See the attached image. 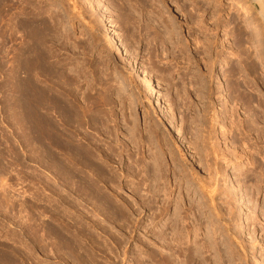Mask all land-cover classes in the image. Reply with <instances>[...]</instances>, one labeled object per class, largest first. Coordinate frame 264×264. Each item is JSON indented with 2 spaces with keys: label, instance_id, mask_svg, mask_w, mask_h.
<instances>
[{
  "label": "rangeland",
  "instance_id": "obj_1",
  "mask_svg": "<svg viewBox=\"0 0 264 264\" xmlns=\"http://www.w3.org/2000/svg\"><path fill=\"white\" fill-rule=\"evenodd\" d=\"M6 2L13 6V11L0 10V19L5 16L0 20V261L4 257L7 264H150L149 257L161 258L164 253L158 258L161 255L158 252L163 246L154 241V234L166 221L170 209L165 210L163 205L159 217L163 197L153 196L152 191L139 183L146 159L157 154L163 178L169 182L170 199L175 201L180 193L197 199L193 209L201 232L208 236L213 248L215 264H264V177L260 178L263 182L258 178L260 169L264 170V126L260 125V130L247 122L255 112L262 110L264 116L263 99L250 89L257 82L264 94V0H126L123 4L117 0H4L3 3ZM238 3H243L240 7H248L250 15L241 13ZM163 22L171 36L162 42L149 27L157 24L158 28ZM28 23L42 24L47 29L40 36L39 45H35L44 63H37L39 71L32 70L29 78L40 90L47 88L54 99L70 105L81 118L80 127L65 126L56 112L58 109H50L47 114L41 111L42 116L52 121L59 134L63 131L71 137L70 148L83 149L92 156L90 167H96L99 176L90 175L84 164H78L75 167L78 169L70 166L72 162L63 156L64 149L62 153L56 152L47 144L36 146L33 139L22 137L16 118L20 117V84L24 77L21 56L31 44L27 42H31L29 35L33 32ZM9 26H14L12 31ZM109 31L119 41L122 53H112L108 48ZM208 59L212 63L209 74L204 66ZM230 65L236 67V74L239 71L244 74L229 77ZM48 70L62 75L52 79ZM237 76L241 85L244 80L249 85L247 89L241 87L239 94L242 98L244 94L245 100L246 96L251 98V113L244 111L240 95L236 96L238 99L232 98L236 94L228 93L225 86V82ZM203 79L209 91L202 90ZM219 79L225 87H216ZM104 99L111 102L104 105ZM257 103H261L262 109L252 112L251 106ZM17 110L19 115H13ZM215 113L221 115L219 119ZM127 128L131 136L126 134ZM257 135L259 141L255 140ZM204 145L207 152L214 145V151L223 153L224 159L221 156L219 162L216 160L220 171L212 165L211 156L204 157ZM169 153L176 154L174 159ZM252 160L256 165L260 163V169L250 166ZM182 164L193 169L191 178L196 183L212 178L219 185L213 203L205 196L212 208L201 207L200 194L194 195L198 184L194 185ZM208 166L217 169L216 175L220 173L215 180L216 175L209 172ZM64 170L78 174L79 180L70 179ZM239 171L247 174L245 178H250V183L261 181L258 180L259 194L257 190L256 194L245 193L244 176L238 175ZM83 183L97 188L94 198L83 193ZM221 193L230 198H224L225 204L222 197L226 196ZM229 209L232 216L228 215Z\"/></svg>",
  "mask_w": 264,
  "mask_h": 264
},
{
  "label": "bare ground",
  "instance_id": "obj_2",
  "mask_svg": "<svg viewBox=\"0 0 264 264\" xmlns=\"http://www.w3.org/2000/svg\"><path fill=\"white\" fill-rule=\"evenodd\" d=\"M120 4H123L126 0H117ZM3 2H4V0H3ZM3 2H1L0 1V10H2L3 12L2 13H11V11H13V6L12 5H9L7 2L6 3H3ZM239 4V3H238ZM243 4V3H242ZM242 4H239V9H240V11H241V13H244V15L245 14H249L250 12H248L249 10H246L247 8H246V6L245 7H243V6H241L240 7V5H242ZM185 5V4H184ZM192 5V4H191ZM195 5V4H194ZM130 6V5H129ZM188 6V5H187ZM187 6H185V7H187ZM132 6H130V8H131ZM198 7V6H197ZM196 6H190V9H195V10H197V9H200V7H198L197 8ZM15 8V7H14ZM160 8V7H159ZM197 8V9H196ZM21 9V8H20ZM20 9H19V11H20ZM24 9V8H23ZM22 10V9H21ZM121 10H124V9H121ZM133 10V9H132ZM135 10V9H134ZM133 10V11H134ZM14 11H15V9H14ZM132 11V12H133ZM193 11V10H192ZM191 11V12H192ZM152 12V11H151ZM190 12V13H191ZM1 13V12H0ZM15 13V12H14ZM20 13V12H19ZM22 13H24V12H22ZM21 13V14H22ZM150 13V12H149ZM16 15L18 14V13H15ZM14 14V15H15ZM29 14V13H28ZM132 14V13H131ZM0 15H2V14H0ZM4 15V14H3ZM14 15H12V16H14ZM22 15H24V14H22ZM152 15H153V12H152ZM151 15V16H152ZM190 15H192V14H190ZM250 15V14H249ZM249 15H247L248 17H249ZM7 16V15H6ZM9 16V15H8ZM150 16V17H151ZM263 16V19H264V15H262ZM5 16H3V18H4ZM23 17H25V16H23ZM148 18V20L150 19L151 21H150V23L152 22V19L151 18ZM153 17V19H155L154 18V16H152ZM3 18H2V16H1V19L3 20ZM0 19V20H1ZM5 19V18H4ZM120 19V18H119ZM139 19V18H138ZM137 19V20H138ZM160 19V18H159ZM245 19H247V18H245ZM249 19V18H248ZM13 20H15L14 19V17H13ZM162 20V19H161ZM158 21V20H157ZM163 21V20H162ZM246 21H249V20H246ZM31 22V21H30ZM170 22V21H169ZM197 22V21H196ZM8 23V22H7ZM11 23V22H10ZM12 23H14V22H12ZM19 23V22H18ZM124 23V22H123ZM19 24H21V23H19ZM29 24V25H28ZM27 25L28 26H30L29 28H30V30L31 31H33L32 32V35L30 36L29 35V38H31V39H29L31 42H27L28 44L29 43H31V44H29L28 46H27V48L25 47V49H24V52H22L24 55L23 56H21L20 54V56L21 57H23V59H22V65H23V68H24V77L22 78L23 79V81H21L22 82V84H20V85H22V89H21V98H20V100H21V102H20V104L19 105H21V106H18V107H21V109H18V110H20V115L18 114V110H17V113H16V111L15 112H13V113H15V114H13V115H19L20 117V119L18 118V116H17V118H18V120H17V118H16V122L17 123H19V127H20V131H21V134H22V137L24 138V140H29L30 138L31 139H33L34 140V142L36 143V146H37V144H39V146H44L42 143H44V144H47V145H49L50 146V148H52V149H54L56 152H57V150H59L60 152L62 151H64L65 150V152H63V156H65L66 158H67V160L69 161V162H72V164L70 165V166H74V168L75 167H78V164H80L79 166H81L82 164H84V167L86 168V170L87 171H89L90 173V175L92 174V175H94L95 174V176H99V170L96 168V167H94V166H92V167H90L91 165H93L90 161H91V157L92 156H90V154L87 152V151H85V150H83V149H78V148H76V149H74V148H70V144H71V140L72 139H70L71 137L68 135V136H65V133L63 134V131H62V133L61 134H59L56 130H55V128L53 127V124L51 125V120L49 121L48 119H46L44 116H42V112L41 111H44L46 114L48 113V111H51L50 109H52L53 111H55V110H57L58 109V111H56V112H58L59 114H60V120L62 121V123L65 125V126H67V127H70V128H73V127H76V128H78V127H80V122H81V118H79V116H78V114H75L74 112L75 111H73V109H72V107H70V105L68 106L67 104H65V103H63L61 100L59 101V99L57 100V99H54V96L53 95H51L50 94V92L51 91H49V89L47 90V88H46V90H40L39 88H38V86H36L34 83H32L31 82V79L29 78L30 77V75H32L31 73V71L32 70H35L36 69V71L40 68H36L35 66H37V63L38 64H42V63H44L43 61H41V59H44V57L43 58H40V54L38 53V51L36 50L37 48H36V46H37V44L39 45V41H41L40 40V36L42 35V34H45V31H47V29H45L46 27H44V25L42 26V24H40V25H38V24H30V23H28ZM44 24V23H43ZM152 24V23H151ZM10 25V24H9ZM156 26H154L153 27V25H152V27L150 26H148L149 28V30H153V32H154V34L159 38V39H161L162 40V42L163 41H166L167 39V37H170L171 35H170V30H168V26L165 24V22H163L161 25H158V28L159 27H161V29H162V31H161V29L159 30L158 28H157V24H155ZM196 25V24H195ZM198 25V24H197ZM22 26V25H21ZM94 26V25H93ZM93 26L91 27V28H93ZM14 27V26H13ZM13 27L12 28H10V26H9V28L11 29V31H12V29H13ZM6 28V27H5ZM9 28H7V29H9ZM16 28H18V27H16ZM28 28V27H27ZM175 28V27H174ZM2 29V28H1ZM4 29V28H3ZM170 29V28H169ZM16 30H18V29H16ZM8 31V30H7ZM10 31V32H11ZM94 31H95V26H94ZM94 31H93V33H94ZM148 31V30H147ZM174 31H176V30H174ZM9 32V31H8ZM1 33V32H0ZM12 33V32H11ZM111 31H109V41H108V48L110 49V51L112 52V53H117V54H119V53H122L121 52V48H120V46H119V41L117 40V38L115 37V36H112L111 34ZM5 34V33H4ZM14 34V33H13ZM12 34V35H13ZM153 34V33H152ZM6 35H7V33H6ZM11 37H13V36H11ZM9 38V37H8ZM178 38V37H177ZM205 38V37H204ZM212 40H213V38H212ZM175 42V41H174ZM204 43V42H203ZM205 44H207V43H205ZM211 44V43H210ZM209 44V45H210ZM36 45V46H35ZM193 45V44H192ZM211 45H213V44H211ZM214 46V45H213ZM195 49V48H194ZM23 50V49H22ZM210 50V49H209ZM20 52V51H19ZM21 53V52H20ZM207 53V52H206ZM210 54V53H209ZM264 56V55H263ZM42 57V56H41ZM259 57V56H258ZM257 57V58H258ZM262 57V56H261ZM225 58V57H224ZM264 58V57H263ZM207 59V58H206ZM226 59V58H225ZM21 60V59H20ZM241 60V59H240ZM17 61V60H16ZM15 61V62H16ZM212 61V60H211ZM262 61V60H261ZM19 62V61H18ZM230 63V62H229ZM263 63H264V60H263ZM262 63V64H263ZM239 64H241V61L239 62ZM239 64H238V66H239ZM246 64V63H245ZM14 65V64H13ZM16 65V64H15ZM22 65H21V67H22ZM211 65H212V63L209 61V59H208V61H206L205 60V62H204V66H205V69H206V72H208V74L211 72L210 70H211ZM237 65V64H236ZM264 65V64H263ZM231 66H233V65H230L229 67H231ZM19 67V66H18ZM42 67V66H41ZM228 67V68H229ZM242 67V69H244V70H247L244 66H241ZM249 67V66H248ZM22 68V69H23ZM220 68V67H219ZM235 68L236 67H231L230 68V76L229 77H232V76H234L235 75V77H236V75L238 74V76H240V75H242V74H244V73H242V74H240L239 72L236 74V70H235ZM47 69H49V68H47ZM15 70V69H14ZM23 71V70H22ZM39 71V70H38ZM46 71V70H45ZM238 71V70H237ZM13 72V71H12ZM18 72V71H17ZM48 72V75L50 76L51 75V77H52V79L54 78V77H56V76H61L62 75V72H60V73H58V71L56 72V71H52V70H48L47 71ZM41 73V72H40ZM246 73H247V71H246ZM17 73H15V75H16ZM37 74V72L35 73V75ZM45 74H47L46 72H45ZM37 75H39V74H37ZM36 75V76H37ZM65 75V74H64ZM201 75V74H200ZM193 76V75H192ZM207 76V75H206ZM238 76H237V79L235 78L234 80H231L230 81V79H229V81H227V82H225V83H227V85H225L226 87L228 86V88H227V91H228V93L230 92L231 94L233 93V94H236L235 96L234 95H229V96H231L232 98H234L235 97V99H238L239 97H241V95L239 94V90H241V87H244L245 86V88L247 89V88H249V85L247 86L245 83V80L244 79H242V80H244V84L243 85H241L240 84V77L238 78ZM14 77H16V76H13V81H14ZM201 77H203L204 79L206 78L204 75H201ZM50 78V77H49ZM62 78H64V77H62ZM61 78V79H62ZM54 79H56V78H54ZM65 79V78H64ZM204 79H203V82H204ZM232 79V78H231ZM239 79V80H238ZM17 80V79H16ZM60 80V79H59ZM238 80V82H236V81ZM19 81V80H18ZM66 81V80H65ZM192 81V80H191ZM191 81H188V82H191ZM18 83V82H17ZM19 83H20V81H19ZM68 83V82H67ZM187 83V82H186ZM192 83V82H191ZM241 83H243V81L241 82ZM16 84V83H15ZM257 84V85H256ZM256 84H254L255 86H250V89H251V92H253V93H255L259 98L261 97L262 99H263V102H264V94L262 93V90H263V88L256 82ZM262 84V83H261ZM67 85V84H66ZM194 85V84H193ZM14 86H18V85H14ZM202 86H203V89L202 90H206V91H209L208 90V88H209V86H208V84L207 83H202ZM224 86V83H222V80L221 79H219V80H217V84H216V87L217 88H223V87H225ZM263 87H264V85H262ZM18 87H21V86H18ZM184 87H186V86H184ZM189 87H190V85H189ZM192 87V86H191ZM190 87V88H191ZM201 87V86H200ZM50 88V87H49ZM188 88V87H187ZM195 88V87H194ZM11 89V88H10ZM16 88H14V90H15ZM45 89V88H44ZM186 89V88H185ZM210 89V88H209ZM245 89V90H246ZM250 89H248V90H250ZM18 90V89H17ZM16 90V91H17ZM187 90V89H186ZM194 90V89H193ZM13 91V90H12ZM19 91V90H18ZM17 91V92H18ZM244 91V90H243ZM15 92V91H14ZM241 92V91H240ZM245 92V91H244ZM249 92V91H248ZM251 92H249V93H251ZM53 93V92H52ZM246 93V92H245ZM249 93H247L248 95H250ZM20 94H17V95H19L20 96ZM207 94V93H206ZM247 94H245V96L247 95ZM254 94V95H255ZM14 95H15V93H14ZM239 96L238 98H236V96ZM255 95V96H256ZM106 96V95H105ZM209 96V95H208ZM243 96V98L241 97V98H239V101L241 102V104H242V107H243V109H244V111L247 113V112H249V113H251L249 110L251 109V108H249L250 107V105H253L252 104V100H251V98H249V96H246V100H245V97H244V94L242 95ZM15 97V96H14ZM104 97V96H103ZM108 97V96H107ZM106 98V97H105ZM15 99H16V97H15ZM15 99H14V101H15ZM17 99H19V97H17ZM16 99V100H17ZM103 99V98H102ZM19 101V100H18ZM109 101V100H108ZM150 100H148V102H149ZM256 101H258L259 102V100L257 99ZM17 102V101H16ZM65 102V101H64ZM109 102H111V101H109ZM109 102H107V100L106 99H104V105H107V103L109 104ZM260 102H261V100H260ZM13 103H15V102H13ZM19 103V102H18ZM18 103H17V105H18ZM150 103V102H149ZM227 104V103H226ZM255 105V104H254ZM261 103H257L255 106H251L253 109H252V112L254 111H256V110H259V109H262L261 107ZM93 107V106H92ZM15 108H16V105H15ZM87 112H88V110H86ZM90 111V110H89ZM92 111V110H91ZM260 111V110H259ZM56 112H54L56 115H58ZM220 112V111H219ZM226 112V111H225ZM232 112V111H231ZM234 112V111H233ZM53 113V112H52ZM53 113V114H54ZM77 113V112H76ZM86 113V112H85ZM89 113V112H88ZM87 113V114H88ZM221 113V112H220ZM222 113H224V112H222ZM227 113V112H226ZM225 113V114H226ZM255 113H257V114H255ZM255 113H253L254 115H253V117H251V121H247L248 123L250 122V124H248L249 126L250 125H252L254 128L256 127L257 128V126L259 127L260 125H262V126H264V116H263V113H262V110L260 111V112H255ZM51 114V113H50ZM84 114V113H83ZM87 114H85L84 116L85 117H87ZM233 114V113H232ZM215 115V117L217 118V119H219V117L221 116H218V113H215L214 114ZM246 115V114H245ZM59 116V115H58ZM83 116V117H84ZM228 116V115H227ZM229 116H231V117H233V115H229ZM248 116V115H247ZM250 116V115H249ZM248 116V117H249ZM82 117V118H83ZM84 117V118H85ZM214 117V118H215ZM48 118V117H47ZM57 118V117H56ZM215 118V119H216ZM228 118H230V117H228ZM253 118H255V121H254V119ZM15 119V118H14ZM217 119H216V121H217ZM231 119V118H230ZM248 119V118H247ZM253 119V120H252ZM220 120H222V119H220ZM232 120V119H231ZM248 120H250V117H249V119ZM19 121V122H18ZM58 121H59V119H58ZM60 121V122H61ZM230 121V120H229ZM244 121V120H243ZM59 122V123H60ZM221 122V121H220ZM257 122V123H256ZM134 123H135V121H134ZM244 123V122H243ZM63 124H61V127H62V125ZM233 125H234V122L232 123ZM232 124L230 123L229 125H231L232 126ZM238 124V123H237ZM236 124V125H237ZM245 124V123H244ZM223 126V125H222ZM235 126V125H234ZM237 127H238V125H237ZM237 127H235V128H237ZM240 127H242L243 129H244V125H242V123H241V126ZM253 127H251L252 129H253ZM234 128V127H233ZM239 128V127H238ZM260 128V130L262 129L261 127H259ZM259 128H257V129H259ZM63 129H65V127H63ZM74 129V128H73ZM134 131H135V129H134V127L132 128ZM231 129H232V127H230V132H232L231 131ZM66 130V129H65ZM133 130H132V132H133ZM240 130V129H239ZM247 130V129H246ZM251 130V129H250ZM250 130H249V132L247 133V134H249L250 133ZM259 130V131H260ZM238 131V130H237ZM253 130H251V132H252ZM131 132V130L129 131V128H127L126 129V134L127 135H129V136H131L130 134H132V133H130ZM211 132V131H210ZM256 132H258V131H256ZM262 132V131H261ZM262 133H264V132H262ZM67 134V133H66ZM212 134V133H211ZM224 134V133H223ZM255 134V133H254ZM256 134H258V133H256ZM127 135L125 136V137H127ZM134 136H135V133L133 134ZM132 135V136H133ZM208 135V134H207ZM225 136V135H224ZM223 136V137H224ZM259 136L260 135H257V137H256V139L255 140H258L259 141ZM262 136V135H261ZM130 138V137H129ZM234 138V137H233ZM243 138V137H242ZM242 138H240V139H242ZM263 138V137H262ZM128 139V138H127ZM134 139V138H133ZM135 139H136V136H135ZM134 139V140H135ZM129 140V139H128ZM131 140H132V138H131ZM192 140V139H191ZM202 140V142H203V140L204 139H201ZM235 140V139H234ZM27 142V141H26ZM29 142V141H28ZM27 142V143H28ZM30 142H32L33 143V141H31L30 140ZM194 142H196V141H193V144H196V143H194ZM200 142V141H199ZM205 142V141H204ZM213 142V141H212ZM73 143V142H72ZM34 144V143H33ZM207 144V143H206ZM251 144V143H250ZM35 145V144H34ZM197 145V144H196ZM207 145H209V143L207 144ZM41 146V147H42ZM206 145H204V147H205ZM211 146V145H210ZM214 146V145H213ZM213 146L211 147V149H210V152H209V150H208V152H207V149H206V147H205V149L206 150H204L205 152V154L203 153V155H205L204 157H206V159H207V157H210L211 156V161H214V163H212V165L215 167L216 166V163H218L220 160L218 159V158H220L221 156H222V158L224 157V155H222L223 153H221V151H218V149L217 150H215L214 151V149L216 148L215 146H214V148H213ZM246 146V145H245ZM196 147V146H195ZM202 148H203V146H202ZM248 148V147H247ZM254 148V147H253ZM64 149V150H63ZM199 150L200 149H198V151H197V155L199 156V155H201L200 153H199ZM243 150H244V148H243ZM54 151V152H55ZM245 151V150H244ZM61 152V153H62ZM176 152V151H175ZM202 152V151H201ZM221 154H220V153ZM59 153V152H58ZM60 153V154H61ZM242 153V152H241ZM251 153V152H250ZM250 153H248V154H250ZM154 154V153H153ZM170 155H171V159H174V157H175V155L176 154H173V153H169ZM246 154V153H245ZM252 154V153H251ZM59 155V154H58ZM157 155V154H156ZM155 154L154 155H150V156H148V159H146L147 160V164H145L143 167H142V169H141V172H140V182L139 183H141L140 185H143V187L145 186L146 188V190H149L148 192H150V191H152L154 194H153V196H160V194H161V196L163 197V199H162V207H160V208H162L160 211H162V210H164V206L163 205H165L166 206V208H165V210H167V209H170V214L168 215L167 213H166V215H165V217H166V221H164V223H163V225L159 228V230H158V232H155V234H154V241H156L157 243H159V244H161L162 246H163V248H162V251L161 252H158V253H160L161 255H159L158 256V258L160 257V256H162V252L164 253L163 254V256L161 257V258H159L158 260H156V257H149L150 258V264H215V260H216V257H215V254H212L211 253V251L213 250V248L212 247H210V245H209V241H208V236L207 235H205V234H203V232H201V226L199 225V222H198V218H197V216H196V211L193 209L195 206H193V204H195V201L197 200H193L194 199V197L195 196H191V195H183V194H181L180 192L181 191H179L178 192V194H179V196H177V199H175V201H173V200H171L170 199V196H169V193H168V189L170 190V188H169V182L167 183V181L163 178V174H162V169H161V163H160V161H159V159L157 158V156H156ZM226 156V155H225ZM244 156V155H243ZM252 156L253 155H251L250 157H249V159L250 158H252ZM160 157V156H159ZM185 157V156H184ZM183 157V158H184ZM201 157H203V156H201ZM232 157V156H231ZM235 157V156H234ZM233 157V158H234ZM50 158H51V155H50ZM182 158V157H181ZM182 158V159H183ZM222 158H221V160H222ZM226 158V157H225ZM232 158V159H233ZM54 159V158H53ZM185 159V158H184ZM206 159H204V160H206ZM224 159V158H223ZM235 159V158H234ZM239 159V158H238ZM254 159V158H253ZM51 160H52V158H51ZM146 160H144V161H146ZM216 160L218 161V162H216ZM226 160V159H225ZM55 161V160H54ZM236 161H237V159H236ZM263 161V160H262ZM58 162H60V161H58ZM184 162V161H183ZM185 162H186V160H185ZM55 163V162H54ZM180 163V162H179ZM187 163V162H186ZM205 163H206V161H205ZM249 163V162H248ZM262 163H264V162H262ZM250 166L253 168H259L260 169V163L258 164V165H256L257 163L255 162V160L253 161L252 160V162L250 161ZM190 165V164H189ZM211 165V166H212ZM261 165H263V164H261ZM182 166H183V169H184V171L185 172H187V174H189L190 175V179L192 180V181H195V183H194V185H196V184H198V187H196V189H195V193H194V195L196 194V192H198L199 194H200V196H201V207H204L205 209L208 207H210V208H212L211 207V205L209 206V205H207V201L208 200H210V203H213V196H216L217 194H218V187H219V185L218 184H216V183H214L213 182V179L211 178H207L209 181V183L208 182H206V180L205 181H202L201 179H200V181H202V183L200 182V181H197V183H196V180L194 179H192L191 177H193V175H194V171H193V169L191 168H189V169H187V168H185V167H187V165H185V164H182ZM181 166V167H182ZM211 166H208V170H209V172H212V174H217L218 173V171H217V169H218V167H220L219 165H217L216 167H217V169H215V168H213V170L212 169H209ZM212 166V167H213ZM249 166V167H250ZM264 166V165H263ZM83 167V168H84ZM191 167V166H190ZM211 167V168H212ZM262 167V166H261ZM70 168V167H69ZM72 169H74L73 167H71ZM264 168V167H263ZM71 169V170H72ZM75 169H78V168H75ZM182 169V170H183ZM250 169V168H249ZM219 170V169H218ZM251 170V169H250ZM254 170H256V169H254ZM253 170V171H254ZM70 171V170H69ZM75 171H78V170H75ZM98 171V172H97ZM189 171V172H188ZM217 171V172H216ZM220 171V170H219ZM246 171V170H245ZM249 171V170H248ZM64 172H65V174L66 175H68V176H70V179H76V180H79V176H78V174H73V173H71V172H69V174H68V171H65L64 170ZM257 172H259L258 171V169H257ZM78 173V172H77ZM260 175H259V173H257L256 174V176L257 175H259V179L262 177H264V170L261 168L260 169ZM211 174V175H212ZM220 174V173H219ZM218 174V175H219ZM253 174H254V172H253ZM189 175L187 176V177H189ZM210 175V174H209ZM210 175V176H211ZM218 175H216V176H213V178L215 177H217ZM225 175H226V172H225ZM238 175H240L241 177H243L244 176V178H243V181H245V182H243V187H244V189H246V191L247 192H245V193H248L249 191H250V195H252V193L254 192H256V191H254V190H257V194H259L258 193V190H260L261 188H259L260 187V184L258 183V180L257 181H255V179L253 180V181H255V183H250V178H247L248 176H247V174L245 175L244 173H241L240 171H239V173H238ZM211 176V177H212ZM245 176H247L246 178H245ZM252 176V175H251ZM253 177H254V175H253ZM253 177H251L252 179H253ZM215 178H214V180H215ZM69 179V178H68ZM241 179V178H240ZM261 180V179H260ZM259 180V182H261ZM264 180V179H263ZM188 181V180H187ZM252 181V182H253ZM4 182V181H3ZM215 182H217V181H215ZM242 182V181H241ZM263 182V181H262ZM5 183V182H4ZM218 183V182H217ZM189 184V183H188ZM2 185H4V184H2ZM216 185H218V187L216 186ZM241 185H242V183H241ZM264 185V184H263ZM5 186V185H4ZM83 186H84V188H82L84 191H83V193L84 194H88V195H91L93 198L95 197V192H97V188L94 186V184H87V185H85L84 183H83ZM262 186V185H261ZM3 187V186H2ZM6 187V186H5ZM140 187V186H139ZM220 189V188H219ZM264 189V188H263ZM3 190V189H2ZM2 190H1V192H2ZM189 190L187 189V192H188ZM261 191V190H260ZM147 192V191H146ZM152 192H151V194H152ZM173 192V191H172ZM99 193V192H98ZM222 194V193H221ZM220 194V195H221ZM249 194H247V195H249ZM256 194V193H255ZM206 195H208V197H209V199L208 200H206L207 198L205 197ZM223 195V194H222ZM249 195V196H250ZM223 196H226V197H222L223 198V201H224V198H226V200H228V199H230V198H227V197H229L228 196V194H225L224 193V195ZM255 196V195H254ZM92 198V199H93ZM206 198V199H205ZM253 198V197H252ZM220 200H221V198H220ZM222 201V200H221ZM225 202L226 201H224V202H222V204H225ZM196 203H198V202H196ZM200 203V202H199ZM215 203V202H214ZM227 203H228V201H227ZM262 203H264V200H263V202ZM227 205V204H226ZM198 207H200V206H198ZM203 208V209H204ZM209 208V209H210ZM264 210V209H263ZM159 211V217L163 214V211L162 212H160ZM229 213H228V215L229 216H232L233 215V211H232V209H229ZM166 212V211H165ZM165 214V213H164ZM264 214V213H263ZM218 215V214H217ZM212 225V224H211ZM162 228V229H161ZM163 229H164V231H163ZM205 233V232H204ZM59 234V233H58ZM57 234V236H61V235H63V234H59L58 235ZM169 236V237H168ZM63 236H61L60 238H62ZM65 238V237H64ZM63 238V240H64V242L66 241L65 239ZM65 244H67V242L65 243ZM69 244V243H68ZM66 246V245H65ZM69 246H70V244H69ZM69 246L68 247H66V248H69ZM161 247V246H160ZM71 248V252H72V247H70ZM69 248V249H70ZM68 249V250H69ZM74 251V250H73ZM155 254V253H154ZM153 255V254H152ZM3 258L4 257H2L1 259V261H0V263L1 264H7V261H5V260H3ZM148 262V261H147ZM8 263H10V261H8ZM77 264V263H76ZM146 264H148V263H146Z\"/></svg>",
  "mask_w": 264,
  "mask_h": 264
}]
</instances>
